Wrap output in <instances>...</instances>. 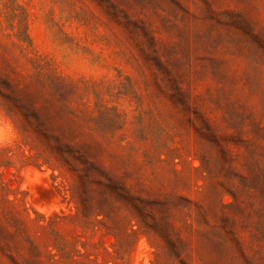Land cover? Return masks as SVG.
Here are the masks:
<instances>
[{
	"label": "rangeland",
	"instance_id": "obj_1",
	"mask_svg": "<svg viewBox=\"0 0 264 264\" xmlns=\"http://www.w3.org/2000/svg\"><path fill=\"white\" fill-rule=\"evenodd\" d=\"M0 264H264V0H0Z\"/></svg>",
	"mask_w": 264,
	"mask_h": 264
}]
</instances>
